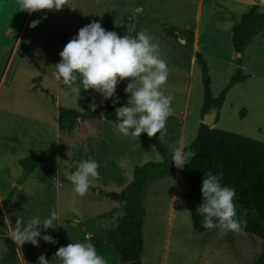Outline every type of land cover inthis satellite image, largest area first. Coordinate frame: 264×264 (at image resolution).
Masks as SVG:
<instances>
[{
	"label": "rangeland",
	"instance_id": "obj_1",
	"mask_svg": "<svg viewBox=\"0 0 264 264\" xmlns=\"http://www.w3.org/2000/svg\"><path fill=\"white\" fill-rule=\"evenodd\" d=\"M199 2L71 0V8L28 13L20 10L17 0H0V256L7 253V239L16 256L13 264H38L41 254L49 264H61L55 257L59 247L87 241L107 264H121L107 237L123 218L124 203L100 192H120L133 180L138 166L165 160L153 142L124 136L105 118L79 119L71 133L60 130V107L106 111V101L92 89H81L78 97L53 76L54 65L61 59L59 53L93 17L111 21L133 38L143 30L159 44V54L169 69L162 90L174 96L173 114L160 137L169 153L195 140L205 116L203 73L196 60L197 50L187 43L192 42L197 21L198 52L205 57L213 95L220 96L239 67L250 75L248 81L228 92L224 106L217 110L219 121L211 127L264 142V32L240 57L232 42L233 25L250 6L260 5V0L239 6L227 0H205L198 18ZM138 5L143 6L141 11ZM231 7L235 9L232 15ZM34 20L39 23L30 28ZM171 27L178 38L169 35ZM130 79L116 86L119 102H112L116 108L130 99L124 92ZM31 150L39 153L43 164L27 173L19 161ZM89 157L99 163V177L91 180L89 191L81 197L65 177ZM163 168L153 169L156 172H152L142 196L146 211L142 263L253 264L264 252V240L242 229L197 232L182 203L189 181L180 178L177 171L161 175L158 172ZM53 209L58 213L54 226L58 225L46 230L38 227L41 235H50L54 242L40 239L38 246L14 242L11 236L19 216L43 220Z\"/></svg>",
	"mask_w": 264,
	"mask_h": 264
},
{
	"label": "clouds",
	"instance_id": "obj_2",
	"mask_svg": "<svg viewBox=\"0 0 264 264\" xmlns=\"http://www.w3.org/2000/svg\"><path fill=\"white\" fill-rule=\"evenodd\" d=\"M71 0H17L22 11L28 13L39 10H57L70 7ZM71 8V7H70ZM259 14L264 15V0H260ZM39 20L29 24L34 28ZM60 60L54 65L53 76L67 86L72 93L80 96L81 89H92L102 96L118 103L116 86L126 78H131L124 88L130 94L127 104L116 109L117 130L124 136L139 137L141 133L159 138L166 132V121L173 114L174 96L166 95L162 86L166 83L169 69L159 54V44L147 32L141 30L136 36H119L115 31L105 30L99 21H92L81 27L59 53ZM43 66V64L41 65ZM79 85H82L81 88ZM95 107V105H93ZM196 156L193 150L185 151L177 147L173 150L172 162L182 169ZM99 163L89 157L82 160L75 171L66 174L73 191L83 197L90 189L91 180L99 177ZM221 176L205 173L201 182L202 201L196 212L202 217V227L207 229L225 228L239 232L244 226L237 219V206L234 203L235 189L220 183ZM58 213L53 209L41 220L38 216L25 220L19 216L12 233L18 245L38 241L54 242L50 235L41 231L55 228ZM23 222V226H22ZM38 226H42V229ZM61 264H107L91 242L69 243L55 253ZM38 264H49L45 256L38 257Z\"/></svg>",
	"mask_w": 264,
	"mask_h": 264
},
{
	"label": "trees",
	"instance_id": "obj_3",
	"mask_svg": "<svg viewBox=\"0 0 264 264\" xmlns=\"http://www.w3.org/2000/svg\"><path fill=\"white\" fill-rule=\"evenodd\" d=\"M258 7L260 6H251L232 27V42L238 54L244 52L253 40L264 32V15L257 12ZM93 21H99L109 31H115L119 36H124L121 29L107 19L93 17ZM168 33L178 38L176 29L171 27ZM188 44L192 46L191 41ZM196 60L201 67L204 82L202 116L210 113L212 109H222L228 92L235 85L250 79V75L244 73L243 68L239 67L220 96L215 97L212 93L211 78L203 54L196 53ZM237 60L241 64L240 58ZM116 109L111 99L106 101L105 112H80L77 109L60 107L59 128L61 131L71 133L76 128L79 119L89 118H105L117 125ZM218 121L219 116H217L216 123ZM139 137L153 142L164 157V162H149L138 166L134 170L133 180L120 192H100L101 195L124 203L125 214L107 237L118 252L121 264H143L141 256L145 245L143 225L146 211L142 205V196L152 172H156L153 169L159 166L164 167L158 172L161 175L177 171L180 178L189 181L190 189L182 197V203L190 213L193 227L197 232L203 233L210 230L202 227V217L196 212V208L202 201V179L205 173L212 172L221 176L222 185L235 189L236 218L244 225L242 230L264 240V142L202 123L195 140L184 148L185 151H195L196 156L189 164L178 169L172 162V153L166 150L159 138V133L153 137L141 133ZM19 162L25 172L31 173L43 164V159L39 153L31 150L30 154ZM5 242L8 250L0 264H13L16 257L15 252L7 239ZM253 264H264V252Z\"/></svg>",
	"mask_w": 264,
	"mask_h": 264
},
{
	"label": "crops",
	"instance_id": "obj_4",
	"mask_svg": "<svg viewBox=\"0 0 264 264\" xmlns=\"http://www.w3.org/2000/svg\"><path fill=\"white\" fill-rule=\"evenodd\" d=\"M228 2H230L231 4L230 5H232V6H237V4H238V6L239 5H251V4H253L254 2H253V0H227ZM204 2H205V0H200V2H199V5H198V18H200V16H201V10H202V7H203V5H204ZM260 6V5H259ZM142 5H138L137 6V10H139V11H141L142 10ZM251 7V6H250ZM233 11H235V9H233L232 7L231 8H229V12H230V14L231 13H233ZM232 15V14H231ZM230 16V15H229ZM237 23V22H236ZM198 21H197V23H196V26H195V29H194V35H193V37H192V47H193V51H196L197 50V52L196 53H198V42H199V27H198ZM172 37V36H171ZM254 41V40H253ZM183 43H185V45L188 43H186V40H184V41H182ZM200 53V52H199ZM243 53V52H242ZM242 53H239V54H237V56L238 57H240L241 55H242ZM204 56V55H203ZM205 58V57H204ZM2 257L3 256H0V261H1V259H2Z\"/></svg>",
	"mask_w": 264,
	"mask_h": 264
},
{
	"label": "water",
	"instance_id": "obj_5",
	"mask_svg": "<svg viewBox=\"0 0 264 264\" xmlns=\"http://www.w3.org/2000/svg\"><path fill=\"white\" fill-rule=\"evenodd\" d=\"M181 41H184L181 39ZM217 110L216 109H212V111L208 114H205L204 119H203V123L208 125V126H212L214 125L216 118H217Z\"/></svg>",
	"mask_w": 264,
	"mask_h": 264
}]
</instances>
